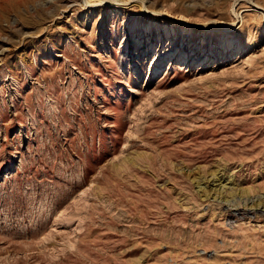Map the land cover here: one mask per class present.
<instances>
[{"label":"rangeland","instance_id":"rangeland-1","mask_svg":"<svg viewBox=\"0 0 264 264\" xmlns=\"http://www.w3.org/2000/svg\"><path fill=\"white\" fill-rule=\"evenodd\" d=\"M257 202L264 0H0V264H264Z\"/></svg>","mask_w":264,"mask_h":264},{"label":"bare ground","instance_id":"bare-ground-1","mask_svg":"<svg viewBox=\"0 0 264 264\" xmlns=\"http://www.w3.org/2000/svg\"><path fill=\"white\" fill-rule=\"evenodd\" d=\"M195 173V172H194ZM213 174V173H212ZM216 175V174H215ZM221 178V177H220ZM217 181L218 182H220L221 184L219 185L220 186V188H217V187H215V189H209L210 190V192H208L207 191V188H204L203 187V190H201L202 191V193H203V196H209L210 194H211V192L213 191V195L214 196H216V197H221V198H226V195H228V192H229V187H227L228 185H229V183L228 184H223V182H221V180L220 179H217ZM212 184V183H211ZM208 185V184H207ZM207 185H206V187H207ZM218 186V187H219ZM231 187H232V185H231ZM232 189V188H231ZM234 189H235V187H234ZM234 189H232V190H234ZM238 190V189H237ZM245 191V190H244ZM231 192V191H230ZM236 192H238V191H236ZM230 196H233L232 194H229ZM238 195V194H237ZM235 196V195H234ZM211 197V196H210ZM232 198V197H231ZM264 203V202H263ZM263 203H261V202H257V204H254L253 206L254 207H252L251 206V208H257L258 206H262V207H264V204ZM252 205V204H251Z\"/></svg>","mask_w":264,"mask_h":264}]
</instances>
